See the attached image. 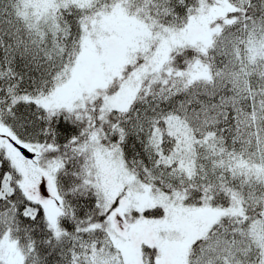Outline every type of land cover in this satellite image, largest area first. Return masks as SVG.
<instances>
[{
  "label": "trees",
  "instance_id": "obj_1",
  "mask_svg": "<svg viewBox=\"0 0 264 264\" xmlns=\"http://www.w3.org/2000/svg\"><path fill=\"white\" fill-rule=\"evenodd\" d=\"M229 2L234 10L204 50L185 45L173 51L170 70L145 81L126 108L67 113L40 99L67 78L89 19L121 3L147 23L182 27L198 0H90L86 6L67 0L38 18L25 12L22 0H0V124L60 159L55 228L40 206L34 215L25 213L33 201L0 146V185L6 173L12 185L0 194V237L9 231L24 264H87L105 232L101 149L119 151L140 181L181 191L186 204L240 203L241 211L222 214L191 243L187 264H258L251 227L264 222V177L238 160L264 171V68L247 51L264 30V0ZM200 57L207 75L187 79L184 68ZM172 119L191 127L188 154L167 129Z\"/></svg>",
  "mask_w": 264,
  "mask_h": 264
},
{
  "label": "rangeland",
  "instance_id": "obj_2",
  "mask_svg": "<svg viewBox=\"0 0 264 264\" xmlns=\"http://www.w3.org/2000/svg\"><path fill=\"white\" fill-rule=\"evenodd\" d=\"M22 1L25 12L36 18L43 13L53 14L67 2ZM71 1L80 6L90 2ZM234 8L229 0H198L182 27L147 23L137 14L127 12L121 3L100 10L84 26L80 52L67 78L40 102L49 109H64L67 113H79L96 106L102 112L124 109L145 81L170 70L173 51L185 45L204 50L219 30L221 19ZM247 51L251 60L263 69L264 30L254 34ZM183 74L187 79L203 77L207 75V67L201 57L196 58L184 68ZM262 91L264 93V88ZM250 117L255 119L252 112ZM167 126L170 135L178 139L180 147L188 154L193 140L190 125L172 119ZM0 146L10 158L20 186L33 201L25 208V213L34 215L40 206L49 224L56 228L61 206L55 174L60 159L45 156L46 146L18 140L2 124ZM99 153L104 170L105 232L87 264H187L189 246L198 236L222 214L241 211L237 200L225 207L208 202L186 204L181 191L166 193L137 179L125 167L116 149H101ZM241 159L238 160L240 167L264 177L257 163ZM11 190V177L6 173L0 194ZM251 231L258 244L257 263L264 264V222L254 223ZM0 262L24 264L20 246L9 231L0 237Z\"/></svg>",
  "mask_w": 264,
  "mask_h": 264
}]
</instances>
